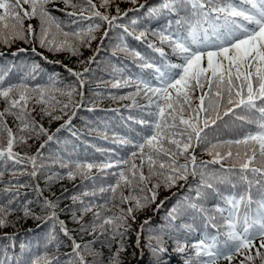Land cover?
<instances>
[{
  "label": "snow or ice",
  "instance_id": "obj_1",
  "mask_svg": "<svg viewBox=\"0 0 264 264\" xmlns=\"http://www.w3.org/2000/svg\"><path fill=\"white\" fill-rule=\"evenodd\" d=\"M51 2L52 0H0V43L11 46L16 40H23L25 43L38 42L41 48H46L49 52H68L78 56L80 48L90 46L91 40L96 38L92 33L100 25L92 20L93 17L107 21L111 27L120 16L119 7L116 8L117 16L109 18L96 10L97 6L93 0H85L79 4L76 0H64L66 7L81 9V19L91 21L86 28L66 30L64 23L48 8ZM108 3L109 0H103L101 7L106 8ZM132 3L135 4L136 0H132ZM24 5H28V8H24ZM145 7V4L139 5L140 9ZM85 11H90L91 15L85 17ZM165 14L179 18L165 21L164 26L152 31L160 46L154 43L147 45L159 54L160 61H153L125 45L123 50L138 62L140 73L130 74L126 70H118L119 79L113 84V87H135L134 93L120 97L132 101L131 105L126 107H135L138 104V96L147 100L139 109L142 113L139 118L131 115L128 117L141 125L143 132L137 133L135 137H113L115 142L131 146V157H137L139 154L140 165L133 163L126 172L120 169V165L127 164L128 161L117 158L98 164L80 160L69 161L63 166L69 168V178L77 172L88 178V173L93 168L103 171L116 167L119 170L111 173L117 177L116 183L99 189L100 193L113 194L121 182L135 191L136 187L150 182L155 176L163 177L165 188L174 187L181 180L186 182L189 176H199L195 188L189 189L190 194L177 200L168 212L164 224L159 228V235L150 236L146 247L155 257L154 264H161V258L167 252L164 236L173 238L174 233L170 230L175 229V220L187 214L189 210L201 216L204 231L199 233L198 240L191 243L188 239L173 240V251L181 256L183 264H219L221 260L233 264L237 256L242 257L239 264H255L256 260L264 264V0H159L157 4L147 6L145 18L159 19ZM67 15L73 16L75 13L68 12ZM33 18L39 21L38 32L31 23L25 27L24 20ZM132 23L137 24V20L134 19ZM124 31L127 33L128 28L124 27ZM149 31L150 28H146L139 31L138 35H129H134L136 40L141 41ZM165 45L171 50V55L176 57L175 62L163 50L162 46ZM32 50L36 51L35 48ZM94 62L95 57L80 61L81 64L88 65ZM38 67L33 65L29 73L15 82L9 76L11 69H0V99L6 105L4 110L0 111V141L6 133V148L0 147V160L21 163L19 153L13 151L14 146L26 142L30 138V135H27L29 133L46 132L43 126L37 127L34 118H30L28 105L33 99L31 94L38 96L37 102L43 105L41 112L49 115L51 119L60 118L53 114L56 106L59 105L63 111L70 105H61L54 97L46 96V92L54 89L62 95H67L70 100L77 94V88L72 85L61 89L56 74L49 75L46 84L31 86L28 81L36 78ZM145 70L150 72L146 75ZM66 71L76 77L82 89L85 74L92 69L85 67L83 72H77L66 68ZM79 95L82 103L83 92H79ZM8 115L18 122L19 135L7 126ZM218 121H222L225 127L229 122H238L239 134L229 139H221L219 136L210 139L209 131L214 132L220 128ZM70 122L71 117L61 128ZM61 128L56 131L59 132ZM53 138V135H48V141ZM193 141L197 147L203 146L212 159L197 163L196 156L190 153V150L194 153ZM43 147L44 145H41V148ZM180 157L186 162L179 163ZM29 159L33 163L31 175L35 177L36 157ZM225 160L229 161L227 168L222 163ZM145 162L148 166L147 175L142 171ZM217 164L220 165L219 169L209 167ZM238 183L244 186V192L224 196L226 207L215 206L219 216L210 213L201 203L210 194L220 195L217 184H230L235 188ZM253 186L256 189L255 196L252 194ZM159 187V183L153 184L149 189L151 197H145L143 201L130 192L127 197L121 196V202L135 201L134 208L138 210L156 201L155 189ZM36 190L38 193L43 191L38 186ZM193 192L194 195H191ZM84 195L88 193L85 192ZM80 203L83 204V201ZM163 203L164 201H161L157 205V210ZM12 204L13 202L9 201L7 207L0 205V227L5 226L7 216L17 210ZM40 208L45 213L44 217L35 215L28 206H24L23 211L25 217L31 216L52 222L53 232L49 234V243L55 240L57 225L60 232L69 236L65 222L58 217L54 200L44 199ZM134 208L129 207L123 217H108L99 225L93 222L89 226V234L95 235L99 227L100 235L111 232L112 241L118 237L122 239L125 233L120 229L129 227L128 217L134 220ZM88 211H91V206L82 209V213ZM94 215L96 219L100 218L99 213ZM73 219L79 222L75 214ZM149 223L148 220L144 221L141 232L144 225ZM209 227L215 229V232H209ZM81 230L88 231V228L81 224ZM191 232L192 228L189 226L187 235L190 236ZM152 239L157 241L155 246L151 243ZM257 240L258 246L255 243ZM139 246L138 234L137 247ZM82 249L87 250L94 258L104 259L102 253L94 252L89 244L81 245L73 241V254L79 264H88ZM121 251H124L123 244L109 255L107 264H120ZM42 260L43 264H52L38 253L29 264H41ZM17 264L20 262L17 261Z\"/></svg>",
  "mask_w": 264,
  "mask_h": 264
},
{
  "label": "trees",
  "instance_id": "obj_2",
  "mask_svg": "<svg viewBox=\"0 0 264 264\" xmlns=\"http://www.w3.org/2000/svg\"><path fill=\"white\" fill-rule=\"evenodd\" d=\"M76 2L79 4L85 0H76ZM158 2L159 0H136L134 4L132 0H109L108 6L105 8L101 7L103 0H93L97 6L96 10L102 14L108 15L109 18L117 16L116 8L119 7L120 16L111 27L107 21H100L93 17L92 20L100 25L92 33L96 38L91 40L90 46H82L78 56H73L68 52H49L46 48H41L38 42L25 43L23 40H16L11 46L0 43V69H11L9 76L12 81L15 82L29 73L33 65H38L36 78L28 81L31 86L46 84L49 75L56 74L58 86L61 89H66L69 85L77 88V94L71 100L67 95H62L54 89L45 93L46 96L54 97L61 105L64 103L70 105L63 111L59 105L54 108L53 114L59 116V119H51L49 115L43 114L41 112L43 105L37 102L38 96L35 93L31 94L33 99L29 101L28 105L30 118H34L37 127L43 126L46 132L44 134L29 133L27 135H30V138L26 142L14 146L13 151L19 153L21 163L15 164L6 159L0 160V205L7 207L9 201H12V207L17 209L7 216L6 225L0 227V264H17V261L20 264H29L37 253L42 258L51 261L52 264H79L73 254V241L81 245L89 244L94 252L102 253L103 260L99 257L94 258L87 250L82 249L88 264H107L109 255L115 252L121 244L124 245V251L119 253L120 264H154L155 257L146 247L150 236L159 235V228L164 224L168 212L177 200L190 194L189 189L195 188L199 182V176H189L186 182L178 181L176 186L169 188L163 186V177L155 176L150 182L136 187L135 191L121 182L115 194L100 193V187L107 188L109 184L116 183L117 177L111 173L119 169L113 167L101 171L98 168H93L88 173V178L78 172L69 178V168L64 167L63 164L76 160L98 164L107 159L123 158L128 163L121 164L120 169L126 172L133 163L140 165L139 154L137 157H131V146L115 142L113 137H135L137 133L143 132L141 125L134 123L128 117L131 115L139 118L142 115L139 109L147 103V100L138 96L136 97L138 104L135 107H126L131 105L132 101L120 99V97L134 93L135 87H113V84L116 79H119L118 70H126L130 74L140 73L138 62L123 50L125 45L153 61H160L159 54L147 47L148 43L160 46L158 38L152 34V31L164 26L165 21H174L179 17L165 14L159 19L147 20L145 18L147 6L155 5ZM140 4H145V9H140ZM23 7L28 8V5ZM48 8L64 23L66 30L86 28L91 22L81 19L79 7L75 9L66 7L64 0H52L48 4ZM68 12H73L75 15L68 16ZM83 15L87 17L91 13L85 11ZM134 19L137 20L135 25L132 23ZM29 23L36 27L37 32L39 31L38 19L24 20L25 27ZM124 27L128 28L127 33L124 31ZM146 28H150V31L144 40L138 41L134 35H129V33L138 35L139 31ZM54 31L55 29H53ZM105 33H107L106 36ZM29 39L31 40V37ZM58 39H63V37H58ZM162 47L169 58L175 62L176 57L171 55V50L166 45ZM33 48L36 49L35 52H33ZM19 49H24V51L21 52ZM89 57H95V62L90 65L80 63L81 60H87ZM57 61L59 63H56ZM85 67H90L92 71L85 74L84 87L81 89L79 81L70 75L66 68L83 72ZM148 72L150 70H145L146 75ZM79 92H83L82 103ZM5 106L3 100L0 99V111H3ZM69 117H71V122L61 128V125L65 124ZM201 118H203V113H201ZM225 119L228 118L225 117ZM218 123L220 124L219 129L214 132L209 131L210 139L216 136L221 139H229L240 132L238 122L237 124L229 122L227 127L222 121H218ZM6 124L19 135L18 122L13 116L6 117ZM57 128H61V130L57 132ZM48 135H53L54 138L48 141ZM41 145L44 147L41 148ZM0 147L6 148V133L4 139L0 141ZM193 148L194 153L192 150L190 153L196 156L197 163L212 159L203 146L195 145V141H193ZM29 157H36L35 177L31 175L33 163ZM178 162L183 164L186 161L180 157ZM222 163L225 168L229 167V161L225 160ZM209 167L219 169L220 165H209ZM189 168H191L190 161ZM142 171L145 175L148 174L147 162H145ZM155 183L160 184V187L155 189L157 194L155 202L148 203L138 210L134 208L135 201L121 202V196L127 197L130 192L141 201L145 197L150 198L152 193L149 189ZM37 186L43 190L42 193L37 192ZM216 186L220 195L210 194L201 203L210 213L219 216V213L215 211V206L226 207L223 197L244 192V186L239 183L235 188L230 184H217ZM141 188L144 190L141 191ZM85 192L88 195H84ZM252 194L256 195L255 186H253ZM191 195H194V192ZM73 197L76 199L74 200ZM44 199L56 202V212L59 219L65 222L69 236L60 232L59 225H57L55 240L49 243V234L53 232L52 222L34 219L31 216L25 217L24 206H28L35 215L44 217L45 213L40 208ZM80 201H83V204ZM161 201L164 203L157 210V205ZM86 206H91V211L82 213V209ZM129 207L134 208V220L132 217H128L129 227L120 229L125 233L122 239L118 237L112 241L111 232L100 235L99 227L96 229L95 235L89 234L91 231L89 226L93 222L99 225L105 218L123 217ZM95 213L100 214L99 219H96ZM73 214L76 215L79 222L73 219ZM81 216L82 219H80ZM146 220L150 223L144 225L141 232V225ZM174 223L175 229L170 230L174 233L173 238L164 236L167 252L161 258V264H183L181 256L173 251L175 247L173 240L175 238H179L181 241L188 239L191 243L198 240L199 233L204 231L201 216L194 214L191 210L177 218ZM81 224L85 225L88 231L81 230ZM189 226L192 228L190 236L187 235ZM208 231L214 233L215 229L209 227ZM138 234L140 235L139 247H137ZM151 243L155 246L157 241L152 239ZM255 243L258 246L259 240ZM241 258L239 256L234 258L233 264H239ZM221 263L228 264L224 260L219 262V264ZM41 264H43V260ZM255 264H260V261L256 260Z\"/></svg>",
  "mask_w": 264,
  "mask_h": 264
},
{
  "label": "rangeland",
  "instance_id": "obj_3",
  "mask_svg": "<svg viewBox=\"0 0 264 264\" xmlns=\"http://www.w3.org/2000/svg\"><path fill=\"white\" fill-rule=\"evenodd\" d=\"M221 264H223V263H221Z\"/></svg>",
  "mask_w": 264,
  "mask_h": 264
}]
</instances>
